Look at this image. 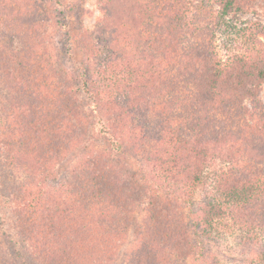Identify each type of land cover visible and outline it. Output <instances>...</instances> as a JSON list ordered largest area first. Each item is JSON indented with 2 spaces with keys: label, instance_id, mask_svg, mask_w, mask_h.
<instances>
[{
  "label": "rangeland",
  "instance_id": "obj_1",
  "mask_svg": "<svg viewBox=\"0 0 264 264\" xmlns=\"http://www.w3.org/2000/svg\"><path fill=\"white\" fill-rule=\"evenodd\" d=\"M146 1L151 0L142 3ZM256 1L264 5V0ZM181 5L197 27L206 25L212 30L213 46L223 59L236 53L264 55V8L232 13L220 20L216 0H184ZM142 13L145 12L141 0H0V264H166V253L158 257L148 255L154 257L149 261L142 257L145 251V246L140 243V226H143L145 215L142 210L134 212L130 224L118 235L93 229L95 219L90 233L84 231L90 234L86 236L81 232L80 236L74 233L75 223L79 220L57 232L49 224L50 217L45 210L69 198L70 189L80 183L84 162L93 151L108 149L109 141L105 135L96 133L94 125L88 124L85 116L70 114L69 107L74 108L77 99L62 91L65 84L58 86V78L51 79L50 86L44 85L41 78L30 80L32 75L43 71L38 68L42 64L37 59L43 55L41 49L44 46L52 52L54 65L63 71L61 74L72 72L79 77L88 57V45L97 37L122 44L117 45L124 53L122 57L140 73L146 66L136 63L141 58V51L131 46L133 39L126 40L125 37L138 35L136 31L141 28ZM50 15L59 21H48L51 24L39 35L42 30L39 22ZM111 31L117 33L112 35L115 38H111ZM61 74L55 68L56 77ZM162 75L158 73L155 78L160 80ZM71 82V85H77ZM59 90L64 98L57 97ZM139 90L141 93L142 89ZM162 94L167 93L164 90ZM258 99L260 104L247 97L233 107L237 127L231 134L226 133L225 138H222V131L212 126L213 122L206 127L205 134L201 132L196 145L202 149L208 140L213 144L204 163L198 164L197 154L189 152V167L187 172L180 173V178L183 182L189 181L186 175L194 172L201 173L202 180L197 189L192 188L191 183L186 187L175 185L185 187L184 195L193 191L194 208L207 200L224 201L218 190L222 172L230 173V169H234L235 176H242L248 170L264 171V84ZM158 103L160 105L155 106L144 103L146 109H142L151 113L136 112V123L144 129L154 123L158 127V123L163 122L161 116L178 108L163 104L161 100ZM137 106L142 107L141 100ZM176 112L179 113L176 118L186 116L182 108ZM99 114L105 115L102 111ZM83 117L86 123L79 125L78 121ZM33 137H37L39 147L33 149L23 145V142L31 145ZM119 156L135 170L139 164L142 172L151 171L144 165V160L137 161L136 155L133 156L136 160ZM153 157L151 163H166L164 159ZM162 183L169 187L164 189L171 190L168 180ZM262 207H256L251 216V220L260 222L259 225L264 223V205ZM91 218L92 215L88 216ZM235 219L231 212L220 218L214 239H206L205 243L212 247L220 264H252V255L245 252L241 244L243 232ZM255 239L259 248L264 249V235ZM191 257L179 261L195 264ZM170 258L177 259L175 255Z\"/></svg>",
  "mask_w": 264,
  "mask_h": 264
},
{
  "label": "trees",
  "instance_id": "obj_2",
  "mask_svg": "<svg viewBox=\"0 0 264 264\" xmlns=\"http://www.w3.org/2000/svg\"><path fill=\"white\" fill-rule=\"evenodd\" d=\"M183 1L142 3L141 0L145 13L141 14V28L135 30L138 35L125 37L126 40L133 39L131 46L141 51V56L137 53L141 58L136 63L146 66L140 73L122 57L124 53L117 47L122 44L113 39L100 40L97 37L88 43V57L82 64L79 77L72 72L61 74L63 71L54 65L52 52L46 46L41 49L43 55L36 59L42 64L38 68L43 71L32 75L30 80L41 78L44 85L50 86L51 79L58 78V86L65 84L62 91L77 99V105L75 101L74 108L69 107L70 114L85 116L88 124L94 125L96 133L105 135L109 141L105 152L93 151L84 162L80 183L70 189L69 198L63 197L64 201L46 207L45 212L56 232L64 231L72 221L79 220L75 223L74 233L80 236L81 232L86 236L90 234L84 231L90 233L94 219L96 227L93 229L118 235L130 224L134 212L142 210L145 214L143 226H140V243L145 246L142 257L149 261L166 253V264H182L180 259L191 256L195 264H220L205 240L214 239L217 221L231 212L242 229L241 244L244 251L252 255L251 263L264 264V249L259 248L255 239L264 235V223L259 225L257 219L251 220L255 208L264 205V171L248 170L242 176H235L234 169H230V173L222 172L218 190L224 201L207 200L195 208L193 191L184 195V188L191 183L190 186L197 189L202 174L189 173L186 175L189 181L185 182L180 178V173L187 172L189 167V152L197 154L198 164L204 163L211 153L213 144L208 139L202 149L196 145L201 132L205 134L211 122L225 138L226 133L231 134L237 127L233 113L237 103L248 97L260 104L258 96L264 84V55L259 52L236 53L223 59L213 46L212 30L191 22L181 5ZM216 2L220 7V20L232 13L264 8L256 0ZM51 19L56 17L50 15L39 22L42 29L39 35L49 27ZM115 34L111 31L110 36ZM55 68L61 75L56 77ZM158 73L163 74L160 80L155 78ZM71 81L77 85H71ZM139 89H142L141 93ZM60 90L58 98L63 97ZM164 90L167 94H162ZM156 98L178 108L161 116L163 122L158 123V127L154 123L144 129L136 123L135 113L147 112L144 103L160 105ZM140 100L142 107L138 108ZM180 107L186 113L184 119L176 118L179 115L176 109ZM101 111L105 115H100ZM85 118L78 124L84 125ZM241 126L240 123L239 128ZM36 139L33 137L31 145L28 142L23 145L35 149L39 147ZM182 142L192 145H179ZM119 155L129 159L136 155L137 161L144 160V165L151 171L142 172L139 164L135 170L119 159ZM153 156L166 160V163H151ZM162 178L170 182L171 190L164 189L168 186L162 183ZM162 198L169 201H162ZM90 215L92 218L88 219ZM171 255L177 259H171Z\"/></svg>",
  "mask_w": 264,
  "mask_h": 264
}]
</instances>
